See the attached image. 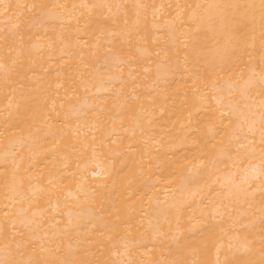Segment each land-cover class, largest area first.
<instances>
[{
  "label": "bare ground",
  "instance_id": "obj_1",
  "mask_svg": "<svg viewBox=\"0 0 264 264\" xmlns=\"http://www.w3.org/2000/svg\"><path fill=\"white\" fill-rule=\"evenodd\" d=\"M262 131L264 0H0L2 264H264Z\"/></svg>",
  "mask_w": 264,
  "mask_h": 264
},
{
  "label": "snow or ice",
  "instance_id": "obj_2",
  "mask_svg": "<svg viewBox=\"0 0 264 264\" xmlns=\"http://www.w3.org/2000/svg\"><path fill=\"white\" fill-rule=\"evenodd\" d=\"M262 142H264V131H262ZM0 264H2V262H0Z\"/></svg>",
  "mask_w": 264,
  "mask_h": 264
},
{
  "label": "rangeland",
  "instance_id": "obj_3",
  "mask_svg": "<svg viewBox=\"0 0 264 264\" xmlns=\"http://www.w3.org/2000/svg\"><path fill=\"white\" fill-rule=\"evenodd\" d=\"M106 82H108V81L106 80Z\"/></svg>",
  "mask_w": 264,
  "mask_h": 264
}]
</instances>
